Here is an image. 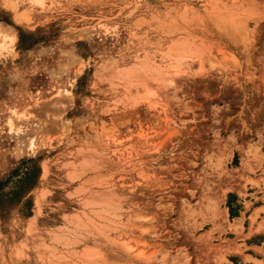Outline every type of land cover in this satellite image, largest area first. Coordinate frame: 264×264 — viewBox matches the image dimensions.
<instances>
[{
  "label": "rangeland",
  "instance_id": "rangeland-1",
  "mask_svg": "<svg viewBox=\"0 0 264 264\" xmlns=\"http://www.w3.org/2000/svg\"><path fill=\"white\" fill-rule=\"evenodd\" d=\"M0 32V264H264V0H0Z\"/></svg>",
  "mask_w": 264,
  "mask_h": 264
},
{
  "label": "bare ground",
  "instance_id": "bare-ground-1",
  "mask_svg": "<svg viewBox=\"0 0 264 264\" xmlns=\"http://www.w3.org/2000/svg\"><path fill=\"white\" fill-rule=\"evenodd\" d=\"M27 1V0H26ZM29 1V0H28ZM30 2H31V4L32 3H34V5L35 4H37V5H40L41 4V6H42V3H43V0H30ZM0 37H2V34H1V32H0ZM3 38H4V42L2 43V44H0V53H1V51L3 50V49H6V47L8 46V45H6V40H9L10 42H11V44H13L14 42H15V40H16V38L15 37H8V36H4L3 35ZM2 38V39H3ZM9 42V43H10ZM8 43V42H7ZM8 43V44H9ZM9 47V46H8ZM187 58V56H185V55H180L179 56V58H178V64H177V70H179L182 66H184L185 64H182V61H184L185 59ZM188 65V64H187ZM190 66V65H189ZM201 69H203L204 68V65L203 64H201V67H200ZM183 69V68H182ZM174 75H176V74H174ZM171 78H173V77H171ZM169 79L168 80V82L170 83V84H172V85H174V80L173 79ZM176 79V78H175ZM167 81V80H166ZM176 86V85H175ZM174 86V87H175ZM176 88V87H175ZM65 93H70L68 90L67 91H64ZM157 102V101H156ZM155 104V103H154ZM68 107V106H67ZM69 109V108H68ZM24 115H21V116H18L17 117V119H21L22 117H23ZM24 118V117H23ZM8 125H9V128H10V131H13L14 130V128H15V123H14V121L11 119V120H9L8 121ZM31 146H33V145H31ZM30 146V147H31ZM43 177L42 178H44V176H45V172L43 173V175H42ZM43 180V179H42ZM42 191V190H41ZM41 191H39V193H38V195H37V198H36V202H35V207H34V214L31 216V217H29L28 218V221L27 222H25L27 225H24L23 227H22V231H20V233H19V238H16V239H14L13 240V242H12V246H14V245H24L25 244V240L26 239H28V237H26L27 235H28V232L35 226V224H36V222L38 221V219L40 218V214H41V203H42V199H43V194H45V193H43V191L41 192ZM40 192H41V194H40ZM46 195V194H45ZM45 200V199H44ZM75 215V214H74ZM78 215V214H77ZM77 215H75L76 217H69L68 215L66 216V214H65V216H64V218L66 219V222L67 223H69V224H73V225H75V226H80V220L78 219L79 218V216H77ZM78 217V218H77ZM19 221V220H18ZM22 226V225H21ZM26 237V238H25ZM143 237V236H142ZM144 241V240H143ZM26 242H27V240H26ZM145 243V242H144ZM125 245H126V243H125ZM127 248V247H126ZM131 248L129 247V248H127V250H130ZM131 251V250H130ZM165 254V253H164ZM166 254H168V253H166ZM165 254V256H167ZM156 255V254H155ZM162 255V254H161ZM138 256H141L140 257V259L141 258H144V256H143V254L141 255V253L138 255ZM153 256V255H152ZM172 256V255H171ZM171 256H170V258H171ZM147 257V256H146ZM145 257V258H146ZM156 256H153L152 257V259H150V260H153L154 258H155ZM148 258V257H147ZM56 259L58 260H60L61 259V257L59 256V255H57V257H56ZM164 259V258H163ZM188 259V258H187ZM174 260V259H173ZM154 261H156V260H154Z\"/></svg>",
  "mask_w": 264,
  "mask_h": 264
},
{
  "label": "crops",
  "instance_id": "crops-1",
  "mask_svg": "<svg viewBox=\"0 0 264 264\" xmlns=\"http://www.w3.org/2000/svg\"><path fill=\"white\" fill-rule=\"evenodd\" d=\"M260 208H264V205L261 206ZM260 224L264 225V216H262V214L260 215V219H258L257 224L254 225V227H253L254 230H256ZM249 238L251 240H253L255 238H256V240H258L259 238H262V239L260 240V243L258 245L253 244L251 247L249 245H246L248 250H252V255H250V253L248 251L244 252L243 257H244L245 263H246L248 257L254 258V256H260V258H264V232H261V233L254 232L251 236H249Z\"/></svg>",
  "mask_w": 264,
  "mask_h": 264
}]
</instances>
